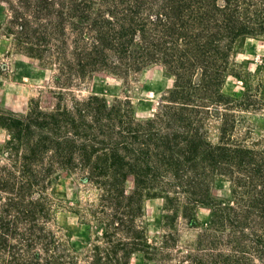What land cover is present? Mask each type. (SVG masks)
<instances>
[{
	"label": "trees",
	"instance_id": "trees-1",
	"mask_svg": "<svg viewBox=\"0 0 264 264\" xmlns=\"http://www.w3.org/2000/svg\"><path fill=\"white\" fill-rule=\"evenodd\" d=\"M2 33L50 67L57 99L24 115L0 110V264H129L135 252L174 264H264V127L258 93H224L242 38H264V0H0ZM152 64L174 76L157 111L74 90L97 72L122 78ZM69 98L68 101L66 98ZM63 172L95 192L73 211L98 228L83 254L59 224L52 191ZM133 177V188L125 181ZM231 184L228 200L214 182ZM164 201L165 234L148 244L147 198ZM208 224L185 255L180 228ZM172 251V252H171Z\"/></svg>",
	"mask_w": 264,
	"mask_h": 264
},
{
	"label": "rangeland",
	"instance_id": "rangeland-1",
	"mask_svg": "<svg viewBox=\"0 0 264 264\" xmlns=\"http://www.w3.org/2000/svg\"><path fill=\"white\" fill-rule=\"evenodd\" d=\"M5 7L0 3V110L6 113L24 115L30 109L33 99L40 102L44 109H51L57 99V90L53 83L54 72L36 58L17 51L11 39L1 31L5 19ZM234 73L230 74L224 86V93L239 98L246 93H258L264 102V38L245 37L238 44L233 57ZM174 76L162 65L152 64L141 73L128 78L97 72L74 90L79 98L97 95L107 102L128 98L132 101L136 116L144 119L151 117L162 103L166 91L172 87ZM68 101V97L66 98ZM249 120L264 127L263 113H245ZM8 132L0 127V161L4 159ZM133 177L125 181V189L133 188ZM52 191L60 204L59 224L66 230L71 247L76 253L88 251L101 234L98 228L80 222L73 208L85 200L95 199V192L88 190L77 176L68 172L58 174L52 182ZM212 194L225 200L231 197V184L225 177L215 180ZM145 227L148 244L158 246L165 234L164 201L162 198H147L145 201ZM199 228L186 224L179 226L180 240L178 250L185 255L193 247L200 229L208 224L210 209L200 207L197 210ZM172 252V251H171ZM129 264H174L152 257L151 253L135 252Z\"/></svg>",
	"mask_w": 264,
	"mask_h": 264
},
{
	"label": "crops",
	"instance_id": "crops-1",
	"mask_svg": "<svg viewBox=\"0 0 264 264\" xmlns=\"http://www.w3.org/2000/svg\"><path fill=\"white\" fill-rule=\"evenodd\" d=\"M173 83H174V81H173ZM173 83H172V85H173Z\"/></svg>",
	"mask_w": 264,
	"mask_h": 264
}]
</instances>
